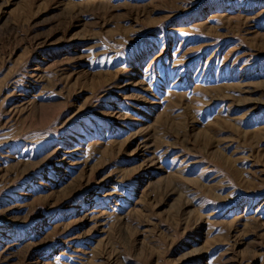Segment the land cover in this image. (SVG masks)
Wrapping results in <instances>:
<instances>
[{
  "label": "rangeland",
  "instance_id": "1",
  "mask_svg": "<svg viewBox=\"0 0 264 264\" xmlns=\"http://www.w3.org/2000/svg\"><path fill=\"white\" fill-rule=\"evenodd\" d=\"M0 264H264V0H0Z\"/></svg>",
  "mask_w": 264,
  "mask_h": 264
}]
</instances>
